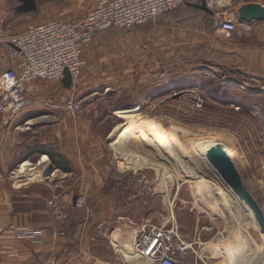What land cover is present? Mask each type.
Wrapping results in <instances>:
<instances>
[{
  "label": "rangeland",
  "instance_id": "rangeland-1",
  "mask_svg": "<svg viewBox=\"0 0 264 264\" xmlns=\"http://www.w3.org/2000/svg\"><path fill=\"white\" fill-rule=\"evenodd\" d=\"M36 2L37 7L41 8L37 14L45 11L51 14V18L79 20L87 15L98 0ZM20 4V0H0V23L4 20L12 29L24 30V24L29 18L18 14ZM172 12L132 30L109 28L101 31L85 47L83 58L86 64L72 86V92L75 99L82 102V110L91 106L93 114L98 113L99 119L94 122L96 129L103 127L101 116L104 119L108 117L109 130L114 127L110 136L104 140V148L111 154L109 165L112 168V179L104 187L106 202L91 199L82 210L77 209L75 204L74 207L78 214H116L111 224L97 230L96 242H100L104 253L102 257L105 259L99 261H106L100 264L147 263L134 257L132 252L127 254L124 249L126 245L122 244L124 246L121 247L117 241L122 235L134 234L146 215V220L157 225L167 223L180 226L181 235L188 242H197L198 234H201L203 245H200L199 251L206 264H237L236 258L233 257V261L228 253L237 244L238 251H241L239 256L242 257L238 264H245L257 254L260 255L259 248H253L252 241L257 238L262 244L264 233L259 231L256 218L249 216L247 210L235 206L233 201L237 200L227 187L222 190L206 181L208 187L205 192L208 195L203 202L204 196L197 191L196 186L185 183L189 179L185 180L183 172L169 167L163 149L156 147L155 141L147 139L145 143L136 144L134 149L123 152L119 133L112 135L117 125L130 120V116L126 118L128 120L120 118L119 112L131 111L138 113L132 118L130 126L139 123L150 129L152 127L158 137L168 139L175 153L181 157L184 151L194 157L200 154L210 166L213 163L207 158V151L215 147L221 155L226 153L216 144L209 146L205 141L226 144L233 151L236 167L246 188L264 213V65L250 70L223 63L219 60L220 53L214 45L211 47L208 43H188L186 46L169 49L163 42L161 26ZM208 27L211 37H215L214 32L218 30L216 23L212 21ZM225 35L220 41H245L246 37L245 34L241 38ZM258 45L264 49V43L259 42ZM13 58L7 50L0 48V59L3 62ZM39 83L53 91H56L54 86L63 91L58 81ZM31 121L34 122L29 123ZM12 125L28 135L36 133L39 136L49 130L44 129L42 122L36 119ZM176 129L177 133L173 134ZM175 153L172 154L174 158L177 157ZM42 158L33 157L23 161L7 174L6 179L10 184L20 186L43 178L51 163L48 160L41 164ZM24 162H30V168L33 169L20 178H12ZM181 162L187 168L183 159ZM190 170L193 171L191 166ZM205 175L209 179L208 174ZM171 178L179 181L170 189V206L165 199V187ZM227 186L231 188L229 184ZM197 204L202 206L201 210H196ZM50 206L59 208L53 202ZM59 211L63 214L60 208ZM116 231L121 234L114 238L113 233ZM253 264H264V257Z\"/></svg>",
  "mask_w": 264,
  "mask_h": 264
},
{
  "label": "crops",
  "instance_id": "crops-1",
  "mask_svg": "<svg viewBox=\"0 0 264 264\" xmlns=\"http://www.w3.org/2000/svg\"><path fill=\"white\" fill-rule=\"evenodd\" d=\"M201 4L202 0L188 4L164 19L161 31L163 42L169 49L186 46L188 43H208L211 47L214 45L221 55L219 60L223 63L250 70L264 65V49H260L258 45L259 42L264 43V20L244 21L241 18L243 8H264V0H215L208 7V11L196 7ZM37 9L38 12L41 10L40 7ZM36 12L22 14L29 18L24 24L26 28L53 19L69 22L80 20L51 18L48 12ZM5 13L8 14L9 10ZM10 15L12 16L11 13ZM222 16L237 22L238 32L232 35L221 30L218 19ZM212 21L218 27L214 32L215 37H211L210 30L208 31V23ZM242 34L246 36L245 41H220L224 35L241 38ZM17 63L15 58L4 62L0 59V73L7 66L6 70L15 68ZM9 65L12 67L9 68ZM39 82L42 81L27 85L26 93L32 104L21 112L15 122L21 124L28 119H36L42 122L44 129L49 130L39 136L36 133L28 135L17 130L16 126L12 125L15 122L5 127L0 124V264L106 263L99 261L105 259L102 257L104 253L100 242H96L97 230L111 224V219L115 218L116 214H78L74 204L78 193H82L87 202L91 199L98 202L107 201L104 187L112 179V168L109 165L111 154L104 148V140L110 136L114 127L109 130L108 117L104 119V116H101L103 127L96 129L94 122L99 119V115L93 114L91 106L85 107L77 116L68 113V89L64 90L63 81H58L63 91H59L57 86H54L56 91H53ZM137 113L119 112L118 115L123 120H128ZM42 114V117H38ZM129 116L130 118L126 119ZM42 147L56 151L71 171L56 169L49 176L44 175L43 178L20 186L10 184L6 179L7 174L20 163L33 157L48 156L39 153ZM49 161L53 165L50 157ZM21 176L24 175L21 174L17 178ZM51 202L55 203L63 214L59 208L50 206ZM146 216L145 220L148 218ZM176 226L181 234V227ZM25 229L41 231L42 241L30 242L21 234ZM55 229L60 234H57Z\"/></svg>",
  "mask_w": 264,
  "mask_h": 264
},
{
  "label": "built area",
  "instance_id": "built-area-1",
  "mask_svg": "<svg viewBox=\"0 0 264 264\" xmlns=\"http://www.w3.org/2000/svg\"><path fill=\"white\" fill-rule=\"evenodd\" d=\"M197 1L200 0H98L79 21L53 19L21 31L1 21L0 48L7 50L18 63L16 68L0 73V124H12L32 104L26 93L28 84L63 81L68 71L73 86L86 64L83 51L99 32L109 28L132 30ZM214 1L207 0V6ZM218 25L229 34L239 30L238 23L225 19V16L219 17ZM72 86L68 89L66 110L75 116L81 112L82 102L75 99ZM17 172L12 178H17ZM86 205V197L79 194L75 207L82 210ZM169 225L143 220L136 228L134 253L149 264H206L199 251L203 245L201 234H198L197 242H188L176 225ZM55 232L59 234L57 229ZM21 234L32 242H41L43 237L38 230L25 229Z\"/></svg>",
  "mask_w": 264,
  "mask_h": 264
},
{
  "label": "bare ground",
  "instance_id": "bare-ground-1",
  "mask_svg": "<svg viewBox=\"0 0 264 264\" xmlns=\"http://www.w3.org/2000/svg\"><path fill=\"white\" fill-rule=\"evenodd\" d=\"M32 122H34V121H31V123ZM131 122H132V119H130L129 121H126L123 124L117 125V127L114 129V132L112 134V135L115 136L116 134L119 133V135H120L119 136V138H120L119 142L122 143L123 152H127L130 149H134V146L136 144H138V143L142 144V143H145V141L147 139H151V140L155 141V143L157 144L156 147L158 146V147L163 149V152H164V155H165L164 158L167 161L169 167L171 169H173L174 171H179V170L182 171L185 180L189 179L187 182L185 181V183H193L196 186L197 191L199 190L202 193V195L204 196L202 198L203 202H204V198L208 195V193L205 192L206 191L205 188L208 187L207 184H206V181H208L212 185H214V187L217 186V187L221 188L222 190H224V187H227V189L229 190L230 194L233 195V198L237 200V202L233 201V203H235V206L240 207V209L247 210V212L250 213L249 216H253L254 218H256L255 215H254V212L247 206V204L244 202L243 198L240 195H238L237 192L230 185L229 186L231 188H229L227 186L228 183L225 182L226 180L223 178L222 174L220 173L221 172L220 168H217L214 163L212 164L213 166L211 164H210V166H208L209 164L207 165V162H205V160H203L204 157L202 158L201 156H199L200 154L197 155V157H194L191 153H189L187 151H184V155L181 157L180 155H177L175 153L176 151H175V149H173V147L171 146V144L168 141V139H166V138L164 139V138L158 137L156 132L154 130H152V127L150 129L149 127L145 126L144 124H139V123L138 124L135 123V124L130 126L129 124ZM175 132L177 133V129L174 130L173 134ZM205 143H208L209 146L212 145V144H216L217 147L219 146V148H221V150H223L226 153V155H227L226 156L225 154L224 155L220 154V156H222V158H223L221 160L225 164L226 168L228 170H230V172H233V174H235L236 176L242 178L238 168L236 167V159H235V156L233 154V151L229 148V146H227L226 144H224L222 142L221 143L220 142L216 143L215 141H205ZM203 145H206V144L203 143ZM206 147H207V145H206ZM171 151H173L175 153V155H177V157L175 156L176 158H174V156L172 155L174 153H172ZM201 154L205 155L203 152ZM207 158H209V157L207 156ZM207 158L205 157V159H207ZM182 159L188 165L187 168L183 166V164H182L183 162H181ZM186 159H187V161H186ZM48 160H49V157L44 156L40 163L41 164H45V163L48 162ZM209 163H210V161H209ZM157 164L160 165L161 163H157ZM30 166H31L30 162L23 163V165H21L20 168L18 169L17 176H20L21 174H25L26 172L32 170L30 168ZM190 166L193 168V171L190 170ZM210 169H212V171ZM204 172L208 174V178L210 180L207 179V177H206ZM170 176H168V177L170 178ZM182 180H184V179H182ZM177 181H179V180L171 178V179L168 180V183H167V185L165 187V189H166L165 190V193H166L165 194V199H166V201L168 203H170V206L172 204V200H170V195H171L170 194V189ZM229 192H228V195H229ZM200 204H203V203H200ZM200 204H197L195 206L196 210H201L200 208L202 206L201 207L198 206ZM259 231L262 232V229L259 228ZM262 233H264V232H262ZM119 234H121V233L119 231H116L115 233H113V237L115 238ZM135 237H136V229L134 230V234L128 233V235H122V236H120L117 239V241H118V244H121V247L126 245V247L124 249L126 250L127 254H131V252H132L134 257H136V258H138L140 260H143L142 258L138 257L133 251V242L135 240ZM262 237H263V243L262 244H260L258 242L257 238H256V240L254 239L252 241V245H254L253 248H255V249L259 248L260 255L257 254V256H255L251 261H248L245 264H253V262L261 260L264 257V234L262 235ZM245 239L248 240L247 238H245ZM248 241H250V240H248ZM122 244H124V245H122ZM237 245H236V247L234 249H232V250L229 249L228 253L232 256V260H233V257L236 258V262L238 264V263L241 262L242 257L239 256V253H241V251H238ZM245 255H246V253H245ZM231 256H229V257H231ZM146 264H149V263L147 262Z\"/></svg>",
  "mask_w": 264,
  "mask_h": 264
},
{
  "label": "water",
  "instance_id": "water-1",
  "mask_svg": "<svg viewBox=\"0 0 264 264\" xmlns=\"http://www.w3.org/2000/svg\"><path fill=\"white\" fill-rule=\"evenodd\" d=\"M196 7L208 11L207 0H202V4L197 5ZM241 18L244 21H252V20L262 21L264 20V8H261L259 6L245 7L241 10ZM63 83L64 86L68 89L71 88L72 86L73 79L68 71L65 74ZM219 152L220 150L216 149L215 147L211 148L208 151L209 159L211 160L212 163L216 165L217 168H220L221 170L220 173L222 174L226 182L237 192L238 195H240L243 198L247 206L254 212L257 222L260 228L262 229V232H264V213L262 212L260 206L258 205L257 201L254 199L252 194L246 188L243 179L236 176L235 174H233V172H230V170L226 168L225 164L222 162L220 158ZM55 171H56L55 166L50 165L47 171V175L45 174V176H49L53 174Z\"/></svg>",
  "mask_w": 264,
  "mask_h": 264
},
{
  "label": "trees",
  "instance_id": "trees-1",
  "mask_svg": "<svg viewBox=\"0 0 264 264\" xmlns=\"http://www.w3.org/2000/svg\"><path fill=\"white\" fill-rule=\"evenodd\" d=\"M21 5L17 9L18 14H26L31 12H36L37 9V3L35 0H20ZM40 154H46L50 157L53 165L56 167V169H61L63 171L70 172L71 168L65 166V160L62 159V157L57 155V152L54 151L51 148L42 147L39 149Z\"/></svg>",
  "mask_w": 264,
  "mask_h": 264
}]
</instances>
